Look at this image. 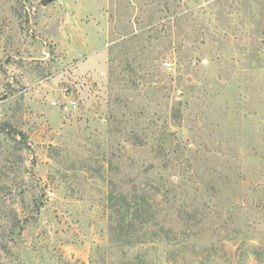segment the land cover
I'll return each instance as SVG.
<instances>
[{
  "label": "rangeland",
  "instance_id": "374dc122",
  "mask_svg": "<svg viewBox=\"0 0 264 264\" xmlns=\"http://www.w3.org/2000/svg\"><path fill=\"white\" fill-rule=\"evenodd\" d=\"M0 264H264V0H0Z\"/></svg>",
  "mask_w": 264,
  "mask_h": 264
},
{
  "label": "trees",
  "instance_id": "16d2710c",
  "mask_svg": "<svg viewBox=\"0 0 264 264\" xmlns=\"http://www.w3.org/2000/svg\"><path fill=\"white\" fill-rule=\"evenodd\" d=\"M175 103L179 104V103H181V101H177V100H176ZM175 116H176V115H175ZM172 120L174 121V117L172 118ZM182 121H183V115H182V117H181V120H180L179 122H177V123H174V124L181 125V124H182ZM174 122H175V121H174ZM19 133H20V132H19ZM163 156H165V155H163ZM163 156H162V155H159V156H155V158H157V160H160V159L163 158ZM119 167H120V166H117V173H118V168H119ZM112 184H113V188H112V190H111V200H112V201H114V199H115L116 192L119 191V196L122 195L123 197L129 199L131 205H132V203H134V206L132 205V207L129 208V209H133L135 215H136L137 213L141 212L142 209L146 207V205H145L144 203H142V201L145 199V198L143 197L144 194L141 195V197L139 198V195H140L139 192L141 191V194H142V192L145 191L144 189H142V187H141V189H138L137 185H135V187H133L132 189H130V190L124 192V191H123V188H124V185H125V184L122 183V185H119V186H118V189H115V187L117 186V182L113 181ZM176 189H177V186H176L175 184H173V185H172V188H171V189L169 188V192H172V191H175V192H176V191H177ZM115 190H116V191H115ZM147 199H148V198H147ZM153 218H157V219H158V217H153Z\"/></svg>",
  "mask_w": 264,
  "mask_h": 264
}]
</instances>
